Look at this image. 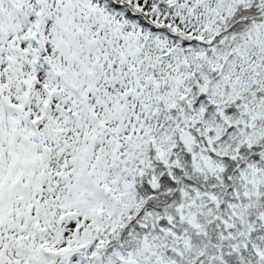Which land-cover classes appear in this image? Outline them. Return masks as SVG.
I'll return each instance as SVG.
<instances>
[{"label":"snow or ice","instance_id":"1","mask_svg":"<svg viewBox=\"0 0 264 264\" xmlns=\"http://www.w3.org/2000/svg\"><path fill=\"white\" fill-rule=\"evenodd\" d=\"M0 264H264V0H0Z\"/></svg>","mask_w":264,"mask_h":264}]
</instances>
